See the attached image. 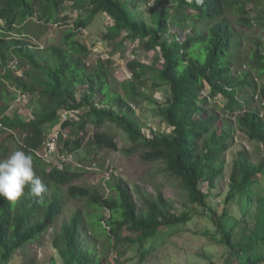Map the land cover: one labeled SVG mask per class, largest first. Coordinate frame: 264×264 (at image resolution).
<instances>
[{
	"label": "trees",
	"instance_id": "trees-1",
	"mask_svg": "<svg viewBox=\"0 0 264 264\" xmlns=\"http://www.w3.org/2000/svg\"><path fill=\"white\" fill-rule=\"evenodd\" d=\"M135 1L139 2L0 0V112L4 113L1 106L10 96L6 81L39 101L30 121L23 122L17 114L11 118L2 114L0 132L8 140L26 135L23 152L32 157L35 175L47 186L40 197H34L26 185L15 201L0 198L2 263L56 227L53 244L63 264H106L109 249L98 255L94 242L107 239L111 244L122 239L142 247L154 238L171 236L176 227L197 216L196 210L175 215L173 205H167L160 195L149 197L145 207L138 209L120 178L112 177L91 188L86 184L91 173L81 163H77L81 168L45 164L35 153L43 148L44 127L56 122L64 111L74 110L78 121L62 124L64 130L70 129L66 138L60 135L57 140L62 145L60 152L72 156L79 150L81 141L71 136L89 123L97 130L94 143L116 151L113 132L105 124L120 128L129 143L127 154L139 153L143 161L161 164L186 192V205L197 206L208 215L214 234L203 236L227 249L225 264H264V191L256 187L257 177L264 173V157L253 162L245 151L238 153L229 175L226 208L220 216L207 206V195L201 189L202 183L214 186L224 172L223 155L233 139L231 121L226 117L235 119L239 131L257 142L264 154V41H255L258 29L264 28V0H153L170 2L172 9L152 8L149 24L135 15ZM67 2L87 13L83 10L84 15L71 26L66 25L71 16L60 17ZM99 16L112 21L103 41L114 44L127 38L155 54L149 65L131 60V79L114 89L110 85L113 60L89 63L91 49L78 40L79 33ZM62 22L67 27L56 44L40 47L32 43L52 24ZM13 58L26 69V78H16L6 69ZM162 87L168 88V95L165 105H156V111L169 132H153L147 138L133 107L151 102ZM79 88H84L80 96ZM216 100L222 106L219 101L214 105ZM216 109H223L226 115L221 118ZM3 142L0 160L7 152ZM66 201L84 204L68 222L58 224ZM228 205L236 206L235 216L230 215ZM87 209L94 212L86 213ZM104 211L108 217L103 216ZM89 228L91 242L86 239Z\"/></svg>",
	"mask_w": 264,
	"mask_h": 264
},
{
	"label": "rangeland",
	"instance_id": "rangeland-1",
	"mask_svg": "<svg viewBox=\"0 0 264 264\" xmlns=\"http://www.w3.org/2000/svg\"><path fill=\"white\" fill-rule=\"evenodd\" d=\"M135 3H137L136 9L134 10V13H136L135 15L148 24L150 23V10L152 8L156 7L165 11L172 9V4L170 2L160 4L153 0H139V2L135 1ZM68 5H70V3L62 6L60 17H65V15L71 16L70 20L66 22V25L71 26L74 24L76 18L80 15H84L83 10L85 11L86 9H82L80 13L77 9L69 7ZM85 14L87 15L86 11ZM111 25L112 22L108 17L99 16L83 32L81 31L79 33L78 40L91 49L89 63L92 64L98 60H113L112 67L114 72L112 76L113 80H110V85L112 89H114L117 87L118 83L129 80L128 76L131 75L132 72L128 67V63L131 60H137L138 62L149 65L154 62L155 54L152 50H143L138 46L136 41H131L127 38H124L121 42L117 40L114 44L103 41L107 29ZM66 27L64 22L59 25L52 24L47 28L46 33L43 34L39 40L33 39L32 43L40 47L56 44L61 32ZM261 33L262 35L260 36ZM255 41H264V28L258 29V39H255ZM119 43H122L121 47L116 46ZM251 46L253 47L254 43L249 44L248 48ZM131 56L135 58L132 59ZM241 69L245 70L244 66H242ZM25 70L26 69H24V71ZM22 78H26V74H24ZM5 83L10 96L5 101L4 105L1 106V111L4 112L2 114H6L7 116L9 113L7 116L9 118L17 114L23 122L30 121L39 108V101H37L36 98L30 99L28 94H26V99L23 97L18 98L17 94L20 90L7 81ZM83 89L84 88L78 89L79 96L82 95ZM207 92L208 91L204 94L206 95ZM144 93L148 95V90ZM167 95V87L159 88L151 98V102H145L133 107L134 117L143 125L142 131L146 137L148 136L151 138V132H154V130L156 132H169V129L166 128V125L161 121L156 111V105H165ZM217 101H219L220 106H222L223 103H221L220 100L214 101L213 104L219 105ZM119 111L120 110L117 109V112ZM2 114L0 112V118L3 116ZM215 114L221 115V118L226 115L223 109H216ZM226 119L229 120V122L231 121L230 134L233 139L230 140L229 150L223 155L226 162L224 172L216 179L214 186L210 187L207 183H202L201 185L202 191L207 195V206L219 216L226 208L224 199L228 191L229 175L231 173L232 163L238 156V153L245 151L253 162H258L264 157L262 147L257 142L248 140L246 136L239 131L235 124V119H229V117H226ZM61 120L62 116H60L56 122L47 124L43 132L52 134L55 133L58 128L65 133L69 131L70 128L67 130L62 128L60 125ZM105 125L108 132L109 130L113 132L111 137H113L118 146L116 151L100 148L94 143L93 134L96 133L97 130L91 123L82 131L73 132L71 136L72 140L79 139L81 141V147L79 150L73 152L70 165L74 166L77 163H81L84 167L89 169L91 175L88 176L86 183L89 187H97L99 184L103 183L106 175H111V178H120L129 188L138 209H143L145 207L144 201L149 197L156 198L160 195L167 205H169V203L173 205V210H171V212L175 215L185 210H196L197 216L186 225L176 227L177 229L173 230L171 236L157 240H154V238L142 247L138 244H126L122 239L117 243L112 242L111 244H109L107 239H100L93 244L96 253L99 255L105 252L106 249H109L106 264H225L228 254L227 249L217 242L203 236V233L206 232L214 234V227L208 215L197 206L189 207L186 205V192L180 189L178 181L170 174L164 172L161 164L145 162L141 159L139 153L127 154L126 149L129 148V143L124 132L120 128H115L110 123H106ZM6 135L7 134L0 132V147L3 141V147H7L4 159L10 156L14 151H23L24 139L26 137L24 134L21 138L15 137L14 140H8L5 139ZM61 149L62 145H57L56 151H60ZM35 153L37 156L42 157L43 148L41 151ZM49 160L55 163L57 161L55 154H53ZM44 163L46 164L47 162L44 161ZM55 165L61 166L62 164L56 162ZM46 168L48 170V167ZM257 179L259 183L256 184V187L264 191V173L259 175ZM63 193L64 192H62V194ZM83 204V202L66 201V208L58 224L68 222L74 211L81 208ZM228 208L230 215L235 216L236 206L228 205ZM84 211L86 213L94 212L92 209ZM199 212L203 213V215H200ZM108 214L107 211L103 212L104 217H108ZM57 233L58 230L56 227L49 229L38 239L15 252L10 261L2 263L0 260V264H63L53 244ZM97 234L99 235L100 232H97ZM125 234L127 235L128 232ZM90 237H93L91 228L88 229L86 239L89 240ZM89 242H91V240H89ZM162 242L163 245L158 249ZM143 253H146V258L142 263H139V257Z\"/></svg>",
	"mask_w": 264,
	"mask_h": 264
},
{
	"label": "clouds",
	"instance_id": "clouds-1",
	"mask_svg": "<svg viewBox=\"0 0 264 264\" xmlns=\"http://www.w3.org/2000/svg\"><path fill=\"white\" fill-rule=\"evenodd\" d=\"M26 185L30 186L34 197L47 191V186L35 175L32 157L17 150L0 160V198L15 201Z\"/></svg>",
	"mask_w": 264,
	"mask_h": 264
},
{
	"label": "built area",
	"instance_id": "built-area-1",
	"mask_svg": "<svg viewBox=\"0 0 264 264\" xmlns=\"http://www.w3.org/2000/svg\"><path fill=\"white\" fill-rule=\"evenodd\" d=\"M132 59H134L135 57L134 56H131ZM7 68H8V71L16 78H22L24 74H26V72L24 71L25 68L22 67V65L20 64V62H18V60L16 58H13L11 59V61L8 63L7 65ZM6 68V69H7ZM129 79H131V75L128 76ZM20 93H23L21 90L18 92L17 94V97L20 98V97H23V98H27V95L26 93H23V94H20ZM9 115V113L7 114V116ZM62 120L60 122V125L62 126V124L64 122H75V121H78V114H77V111H74V110H67V111H64L62 114ZM154 132H156L154 130ZM153 132H151L152 134ZM62 135L63 138H66V133L63 132L62 130H60V128L56 129L55 133H43V141H42V145H43V155H42V159L44 161H46L47 163H52L53 161H50V157L55 154L56 156V162L57 163H68V164H71L72 162V158H71V155L68 154L67 152L65 151H56V147H57V140L59 138V136ZM147 138H149L147 136ZM45 157V158H44ZM55 162V163H56ZM54 163V164H55ZM77 164H75L76 166ZM78 167H83V166H80V165H77ZM92 169V168H91ZM111 179V175H106L104 180L105 181H109Z\"/></svg>",
	"mask_w": 264,
	"mask_h": 264
}]
</instances>
